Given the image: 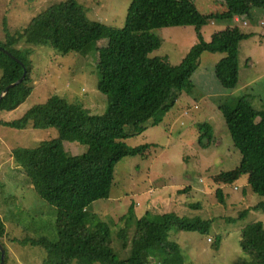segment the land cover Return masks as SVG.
Listing matches in <instances>:
<instances>
[{
  "label": "rangeland",
  "instance_id": "rangeland-1",
  "mask_svg": "<svg viewBox=\"0 0 264 264\" xmlns=\"http://www.w3.org/2000/svg\"><path fill=\"white\" fill-rule=\"evenodd\" d=\"M59 1L0 0V39L5 36L4 24L11 32L20 30L33 16ZM131 1L77 0L90 19L104 25L102 38L80 52L63 54L39 44L36 38L45 31L43 27L29 35L21 46L32 52L33 91L15 110L0 111V119L18 120L33 105L54 94L82 105L91 114L103 113L107 109V99L98 89L99 48L106 47L109 38L123 34ZM194 2L203 14L219 19L218 26L211 20L203 26L206 40H210L215 32L233 25L253 33L240 43L238 85L233 89L225 88L216 80L220 90L213 96H204L206 88L201 91L194 87L192 92L180 95L162 122L150 124L144 132L126 139L130 146L153 145L146 156H126L115 165L109 197L96 200L88 208L90 223L110 221L116 254L125 257L128 251L122 249L116 233L123 225L118 224L120 217L131 204L135 207L129 223V238L133 235L136 220L142 216L153 221L160 220L164 213L210 218L213 223L208 234L175 229L169 232L168 240L174 242L176 248L168 261L164 262L163 253L152 256L144 252L139 264H261L244 238L243 228L255 221L264 222V209L258 207L264 202V193L253 188L258 182L261 163L260 180L264 190V147L260 151V162L258 149L241 153L234 145L220 106L226 99L232 101L248 94L256 108H264V0L249 1L252 18H247L248 24L242 23L246 19L244 16L234 14L230 0ZM132 40L140 57L150 60L163 57L169 65L177 66L197 41V32L192 25L162 27L134 31ZM214 55L203 53L202 67L211 65ZM204 122L213 125L214 136L209 144L202 145L198 141L199 124ZM0 135H3L0 139V171H3L14 163L20 165L22 159H10L16 149L34 152L43 139L57 137L58 131L47 120L34 115L22 129L0 124ZM63 145L69 155L87 150V146L79 142L64 141ZM35 157L41 158L38 152ZM83 164L80 176L94 166L90 162ZM42 166H45L43 161ZM20 170L24 178L33 179L22 166ZM39 188H43V195L37 191L38 187L37 190L30 185L23 187V183L14 186L4 181L0 185V211L8 231L4 241L7 248L12 249L9 251L17 255L15 264H48L47 251L43 247L19 242L27 234L46 236L62 243L77 235L74 224H63L65 218H61L57 207L47 200V187ZM217 189H221L223 201L217 197ZM244 210L247 214L240 217ZM218 238H221L220 246L215 248L213 243ZM12 260L9 254L7 264H14Z\"/></svg>",
  "mask_w": 264,
  "mask_h": 264
},
{
  "label": "trees",
  "instance_id": "trees-1",
  "mask_svg": "<svg viewBox=\"0 0 264 264\" xmlns=\"http://www.w3.org/2000/svg\"><path fill=\"white\" fill-rule=\"evenodd\" d=\"M249 1L230 0L234 14L251 19ZM209 20L219 23L217 17L203 14L194 0H132L122 28L123 34L109 38L108 45L99 48L98 89L107 99V109L103 113L91 114L82 105L54 94L33 105L18 120L0 119V124L22 129L34 115H38L56 128L57 137L43 139L34 152L16 149L14 157L22 159L18 161L32 176L39 193L42 194L43 190L39 186L47 187V200L57 207L62 216L59 217L65 218L63 224H74L78 230L77 235L66 243L27 234L19 240L21 244L43 247L47 251L48 264H139L144 252L152 256L163 253L164 262L168 261L176 248L175 243L168 240L173 229L209 233L213 219L164 213L158 221L147 216L138 218L129 238V223L135 207L131 204L118 223L123 225L116 236L122 249L128 251L125 257H120L115 251L111 222L98 220L91 224L88 214V208L94 201L109 197L115 165L126 156L148 154L153 144L130 146L126 139L144 132L150 124L162 122L180 95L192 92L195 87L192 76L201 63L203 53H223L224 56L215 65L216 77L225 88L233 89L238 85L240 43L253 33L233 25L215 32L210 40H206L202 28ZM186 25L195 27L197 41L177 66L169 65L163 57L150 60L139 56L132 40L134 31ZM4 26L5 36L0 39V46L15 57L0 49V96L6 86L24 73L23 65L16 58L26 66L27 73L21 83L11 87L0 99V111L15 110L33 91L32 52L21 44L36 29L45 28L36 38L39 44L63 54L84 50L93 41L101 39L104 33L103 23L90 19L77 0H61L49 5L20 30L11 32L6 24ZM220 111L235 147L244 154L258 149L260 162V151L264 147V108H256L251 96L246 94L232 101L226 99ZM199 129V143L209 144L214 136L213 125L210 122L200 123ZM64 141L82 143L87 150L69 155L64 149ZM36 152L40 159L35 157ZM85 162L93 163V169L80 176ZM261 173L260 163L258 182L253 188L264 193ZM216 195L223 201L221 189H217ZM258 207L264 209V202ZM245 214L247 210L241 212L240 217ZM7 234L5 221L0 215V242L6 249L5 264L8 262V248L4 241ZM243 235L264 264V222L255 221L246 225ZM220 242L221 238H218L213 246L218 248Z\"/></svg>",
  "mask_w": 264,
  "mask_h": 264
},
{
  "label": "crops",
  "instance_id": "crops-1",
  "mask_svg": "<svg viewBox=\"0 0 264 264\" xmlns=\"http://www.w3.org/2000/svg\"><path fill=\"white\" fill-rule=\"evenodd\" d=\"M245 20H247V19H245ZM218 25H219V23H218ZM214 56L216 58L214 57V59L211 62V65H209L208 67H202V61H203V58H202L203 54H202L201 63L192 76L195 87L199 88L201 91L206 88V93L204 94V96L216 95V92H219V90H220L218 85H217V82H216V80H218V78L216 77V74H214L213 72H215L216 63L224 56V54L223 53H215ZM35 82H37V81H35ZM227 93H229V92H227ZM0 139H3V135H0ZM10 159L12 161L16 160L13 155H11ZM20 169H21V165L14 163L8 169L0 171V185H2L3 182L5 181V182L9 183L10 185H14V186L22 185V183H23V187H28L30 185L31 187L35 188L32 180L29 181L28 179H26L22 176L23 173L21 174ZM7 199H9V198L7 197ZM4 200H5V198H4ZM8 207L10 209V204H8ZM0 215H1V211H0ZM9 249L12 250L11 248L8 247V256H9V254L12 255V257H13L12 261L15 264L14 257H16L17 255L13 251H11L12 252L11 253L9 251ZM16 259H17V257H16ZM10 263H11V261H10Z\"/></svg>",
  "mask_w": 264,
  "mask_h": 264
},
{
  "label": "water",
  "instance_id": "water-1",
  "mask_svg": "<svg viewBox=\"0 0 264 264\" xmlns=\"http://www.w3.org/2000/svg\"><path fill=\"white\" fill-rule=\"evenodd\" d=\"M0 49L5 51L7 54H9L10 56L12 57H15L12 53H10L8 50H6L4 47L0 46ZM16 60L18 62H20L23 67H24V73L23 75L15 82L9 84L8 86H6V88L4 89V91L1 93V96H0V99L8 92V90L11 88V87H14L15 85L21 83L23 81V79L25 78L26 76V73H27V70H26V66L23 64V62H21L18 58H16ZM0 250H1V262L0 264H5V256H6V249L5 247L2 245V243L0 242Z\"/></svg>",
  "mask_w": 264,
  "mask_h": 264
},
{
  "label": "built area",
  "instance_id": "built-area-1",
  "mask_svg": "<svg viewBox=\"0 0 264 264\" xmlns=\"http://www.w3.org/2000/svg\"><path fill=\"white\" fill-rule=\"evenodd\" d=\"M236 20H237L238 22H240V21H239V20H240L239 18H237ZM212 23H213L215 26L218 25V22H216V21H213ZM242 23H244V24H248V21H247V20H244V21H242Z\"/></svg>",
  "mask_w": 264,
  "mask_h": 264
}]
</instances>
